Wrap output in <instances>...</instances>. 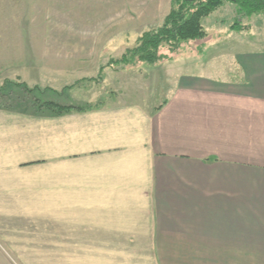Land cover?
<instances>
[{"label": "crops", "instance_id": "obj_1", "mask_svg": "<svg viewBox=\"0 0 264 264\" xmlns=\"http://www.w3.org/2000/svg\"><path fill=\"white\" fill-rule=\"evenodd\" d=\"M7 2L0 66H46L53 4ZM213 43L157 104L0 107V264H264V47Z\"/></svg>", "mask_w": 264, "mask_h": 264}, {"label": "rangeland", "instance_id": "obj_2", "mask_svg": "<svg viewBox=\"0 0 264 264\" xmlns=\"http://www.w3.org/2000/svg\"><path fill=\"white\" fill-rule=\"evenodd\" d=\"M46 2L47 6L52 3L53 7L32 13L41 16V19L37 20V23L39 22L37 26L55 30L54 35L53 32H47L46 66L8 67L6 63L0 66V85L6 80L23 82L24 78L41 79L39 82L25 83L31 87L39 86L40 92L36 90L35 94L43 100L80 102L82 106L120 99L131 101L145 99L148 103L157 104L163 101L172 86L171 82L175 77L167 80V74L169 69H175V66L170 64L174 59L197 57L198 54L204 56L205 51L199 53L198 48L206 47L213 42H222L224 46L221 48L229 50L231 46L233 48L236 45L249 50L264 47V15L240 18L244 24L250 26L249 29L242 31L240 35L236 31L232 33L238 34L239 37L246 34L245 40L227 37L231 24L238 18L235 4L227 3L203 20L208 32L205 38L186 42L173 53L167 48L162 49L168 54V58L155 64L139 61L136 65L125 66L115 63L114 60L119 59L126 48L134 46L145 30L163 22L170 10L171 0H46ZM11 4L7 0H0V32L12 26V19L9 17L12 13L7 9ZM30 21L28 25H34V20ZM25 34L20 39L11 35L12 40L8 42L19 43L22 39L32 36L27 32ZM5 38L6 36L0 33L1 43H7ZM198 44L201 45L197 48ZM99 65L104 66L101 72ZM196 65L187 68L177 67L175 70L184 71L181 72L183 74L196 73L201 69ZM45 70L46 73H43ZM100 73L99 79L83 80L87 77H99ZM61 79L63 81H58ZM62 90L64 93L59 95V91ZM13 93L15 96L19 94V98L14 101L13 109L34 110L35 107L29 103L30 96L18 89H14ZM77 96L79 99H76ZM25 98L28 100L25 101ZM8 102L11 101H5L0 97V105H7Z\"/></svg>", "mask_w": 264, "mask_h": 264}, {"label": "trees", "instance_id": "obj_3", "mask_svg": "<svg viewBox=\"0 0 264 264\" xmlns=\"http://www.w3.org/2000/svg\"><path fill=\"white\" fill-rule=\"evenodd\" d=\"M227 3L236 6L238 18L230 26L235 31H244L250 27L241 21V17L250 18L254 15H264V0H171L170 10L165 15L163 22L158 26L145 30L137 39L136 44L126 48L122 56L114 62L125 66H133L139 61L155 64L168 58V54L163 52L162 49L167 48L173 53L186 42L205 38L208 32L203 20ZM103 68V65L100 66V72ZM99 78H101V73L99 77H87L83 80L90 81ZM14 89L23 91L30 96V102H28L39 112L62 114L73 109L85 110L100 105L98 103L82 106L62 103L52 99L43 100L35 94L36 90L40 92L39 86L31 87L25 82L6 80L3 85H0V97L11 102H8L7 105H0V107L13 108L15 106L14 101L19 98V94L15 96ZM26 100L28 99L25 98Z\"/></svg>", "mask_w": 264, "mask_h": 264}]
</instances>
